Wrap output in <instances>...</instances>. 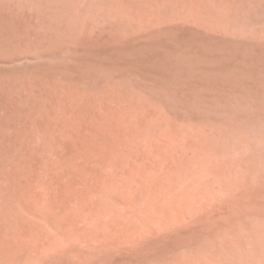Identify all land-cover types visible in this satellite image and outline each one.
Returning a JSON list of instances; mask_svg holds the SVG:
<instances>
[{"label": "bare ground", "instance_id": "bare-ground-1", "mask_svg": "<svg viewBox=\"0 0 264 264\" xmlns=\"http://www.w3.org/2000/svg\"><path fill=\"white\" fill-rule=\"evenodd\" d=\"M250 1L29 0L36 7L27 21L44 45L37 52L102 43L133 50L177 35L232 49L255 38L242 22ZM130 72L42 75L25 85L48 102L26 96L8 124L11 144L2 139L15 183L0 186V264H237L238 232L264 221V187L238 178L249 159L222 154L217 126L176 114L179 102L168 97H217L233 86Z\"/></svg>", "mask_w": 264, "mask_h": 264}, {"label": "rangeland", "instance_id": "rangeland-1", "mask_svg": "<svg viewBox=\"0 0 264 264\" xmlns=\"http://www.w3.org/2000/svg\"><path fill=\"white\" fill-rule=\"evenodd\" d=\"M263 1L251 0L242 8L243 26L249 33L254 34L255 38L242 37L239 39L241 43L238 44V47L232 49H223L220 46L209 47L210 45L208 46L202 41L187 39L185 36L177 35L175 37L145 41L143 44H138L133 50L129 49V47L119 48L116 44L102 43V46L80 48L69 52V55L65 50L59 49V46H48L44 52L42 50L37 52L38 49L36 50V48L44 47V45L36 37L31 36V25L30 23L28 24L27 15L36 6L30 7L29 0H0V186L6 188L8 185H14L15 183L13 177L10 176L13 166H15V161H13L14 154H12L10 149L11 146L7 145V147L9 146L7 148L5 145L8 143L4 144L2 142L3 140H5L4 142L6 140L9 143L11 142L9 141L11 139L9 136H12V128L9 125L13 126L16 124L13 121L17 120V117L14 119V115L16 114L15 107L17 104H21L20 102L28 96V91L25 90V85L28 82L32 81L35 83L36 79L42 75L54 77L57 74H64L72 76V78L87 81L89 76L100 78L109 74L110 71L113 74L132 71L134 73L141 72L156 76H166L168 80H170L169 77H175L173 80L177 78L182 79V77L200 78L202 76L214 80L219 78L218 80L222 84H231L234 89L228 95L220 93L216 97L214 93L202 90L201 93L198 91L197 94L193 95L177 92V94H170L168 97L174 102H179L176 106V114L186 117L196 116L206 120L209 124H214L212 125L213 128L217 126L214 129V133L218 135L216 137L222 139V147L226 148H222L224 152L222 154L226 153L225 155L229 157H238V161L244 157L249 159L246 162L248 164L247 168L242 167V169L238 167V178L243 179L248 177L249 181L253 180L251 181V186L263 188ZM32 52L34 53L31 54ZM197 65L200 66L198 67ZM170 83V85H175V82ZM175 87L180 86L176 83ZM59 88H56V90L62 92ZM28 97L39 100L43 99V96L39 93L36 95L31 94ZM219 99L221 100L220 102ZM181 100H190L191 105L185 106ZM209 100H214L213 105L208 106L205 103H208ZM6 102L7 104H5ZM47 102L48 100H44V102L41 100L40 104L42 106L47 104ZM9 117L12 118L10 119ZM244 125L246 128L242 127ZM223 129L226 137L224 135L223 137L221 136ZM205 131L207 134L211 132L208 128ZM7 136L9 139L6 138ZM226 140L230 141L227 142ZM3 145L5 146L4 153L7 148L9 156L12 157L8 158L7 152L6 155L1 153L2 149H4ZM6 177L9 179L11 177L14 180H12L13 183H10L8 179L7 181ZM4 180H6L5 184H3ZM238 193H240V190ZM257 222H251V226L249 229H246V232L245 230L238 232V242L240 243V248L238 247V257L240 258L238 260L240 261H234L235 258L233 262L237 264H264V221ZM228 259L231 260L232 258L228 256Z\"/></svg>", "mask_w": 264, "mask_h": 264}]
</instances>
